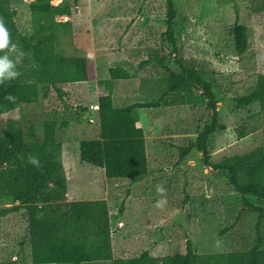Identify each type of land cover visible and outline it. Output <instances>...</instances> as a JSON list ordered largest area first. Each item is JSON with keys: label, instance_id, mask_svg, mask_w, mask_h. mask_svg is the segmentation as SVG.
Returning a JSON list of instances; mask_svg holds the SVG:
<instances>
[{"label": "rangeland", "instance_id": "1", "mask_svg": "<svg viewBox=\"0 0 264 264\" xmlns=\"http://www.w3.org/2000/svg\"><path fill=\"white\" fill-rule=\"evenodd\" d=\"M30 2L11 0L18 24L27 30L33 23ZM175 2L179 56L211 81L221 121L227 126L210 137L211 160L219 162L264 146V114L258 104L242 108L235 102L264 74V0ZM166 7V0H79L72 15L59 17L72 21L63 47L70 55L88 58L90 79L57 85L47 96L41 86L37 102L23 103L0 119L12 115L29 125L55 116L71 200H108L116 258L137 257L148 250L155 257L189 252L194 264H253L258 233L264 237V217L258 231L260 213L250 204L264 208V199L234 191L228 175L206 164L196 148L182 153L181 148L195 141L210 121L211 111L199 90L184 98L166 93L168 69L156 61L146 62L156 50L168 49L162 40ZM237 17L248 27L244 53H238L235 45ZM168 57L169 68L178 69L174 54ZM112 66L130 72L111 86L115 105L162 98L159 106L137 108L152 171L136 182L108 178L104 168L80 157V141L100 137L99 108L93 105L99 104L101 92L110 91L111 84L104 80L110 78ZM240 128L246 130L245 136ZM158 186L164 191L158 192ZM25 212L23 208L0 216V264H32Z\"/></svg>", "mask_w": 264, "mask_h": 264}, {"label": "trees", "instance_id": "2", "mask_svg": "<svg viewBox=\"0 0 264 264\" xmlns=\"http://www.w3.org/2000/svg\"><path fill=\"white\" fill-rule=\"evenodd\" d=\"M79 0H31L32 26L24 29L17 22V12L11 0H0V20L9 30L10 39L24 51L17 67L20 75L0 85V117L17 111L23 103H35L51 88L90 79L89 60L84 55H70L63 47L64 34H70L72 21L59 18L72 15ZM167 28L162 34L165 52L156 50L146 60L156 61L168 69L166 93L185 94L200 91L211 111L210 121L195 141L182 147L183 154L193 148L201 151L206 164L225 172L234 191L241 196L264 199V146L244 154L225 156L219 162L211 160L209 141L217 130L226 129L218 109V97L203 70L188 65L179 56L176 35L178 7L175 0H166ZM235 45L244 53L249 45L248 27L235 22ZM173 53L178 69L168 66V54ZM109 93L99 95L100 137L80 141L82 161L102 167L108 178H126L131 182L146 178L152 171L147 153L145 131L138 125L139 107L161 105V99L135 102L121 106L114 103L112 87L117 79L130 76L123 66L110 67ZM112 86V87H111ZM11 93L15 99L8 100ZM238 107L258 104L264 114V74H259L249 93L235 97ZM66 125L67 121L64 120ZM55 116L25 125L19 118L0 119V216L25 209V219L31 249L32 264H83L112 260L113 264H194V256L177 253L155 257L145 250L137 257L116 258L112 245L109 202L105 198L69 200L68 179L63 163V142L57 135ZM242 136L247 134L240 128ZM37 156L39 167L28 162ZM260 213L257 229L264 217V208L250 204ZM253 247V264H264V237L258 233ZM15 264V261H12Z\"/></svg>", "mask_w": 264, "mask_h": 264}, {"label": "clouds", "instance_id": "3", "mask_svg": "<svg viewBox=\"0 0 264 264\" xmlns=\"http://www.w3.org/2000/svg\"><path fill=\"white\" fill-rule=\"evenodd\" d=\"M24 51L18 46L15 41L10 39L7 25L0 20V85H4L12 80H15L19 75L18 65L22 63ZM6 99L14 100L15 97L8 93ZM28 162L39 167L40 160L37 156L29 155ZM158 192H163L162 187H157ZM162 201H157L161 204Z\"/></svg>", "mask_w": 264, "mask_h": 264}, {"label": "crops", "instance_id": "4", "mask_svg": "<svg viewBox=\"0 0 264 264\" xmlns=\"http://www.w3.org/2000/svg\"><path fill=\"white\" fill-rule=\"evenodd\" d=\"M78 82H80V81H78ZM99 122L100 123V121H99V114H98V112H97V120H96V122ZM99 133H100V125H99ZM63 157H64V149H63ZM148 158H149V156H148ZM68 189H69V193H68V198H69V200H71V191H70V187H69V185H68ZM92 199H98V198H92ZM111 225H112V222H111ZM111 228H112V226H111ZM114 250V249H113ZM94 262V261H93Z\"/></svg>", "mask_w": 264, "mask_h": 264}, {"label": "built area", "instance_id": "5", "mask_svg": "<svg viewBox=\"0 0 264 264\" xmlns=\"http://www.w3.org/2000/svg\"><path fill=\"white\" fill-rule=\"evenodd\" d=\"M93 106H94L96 109H98V108H99V104H98V103H95ZM91 121H94V119H93V118H91Z\"/></svg>", "mask_w": 264, "mask_h": 264}]
</instances>
